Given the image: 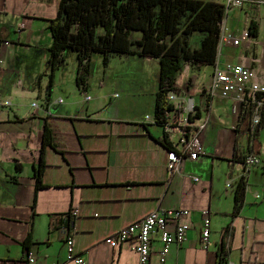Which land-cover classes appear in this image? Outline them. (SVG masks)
Returning <instances> with one entry per match:
<instances>
[{
  "label": "crops",
  "instance_id": "obj_1",
  "mask_svg": "<svg viewBox=\"0 0 264 264\" xmlns=\"http://www.w3.org/2000/svg\"><path fill=\"white\" fill-rule=\"evenodd\" d=\"M57 2L0 0V264H76L66 261V236L85 264H136L132 241L110 247L104 239L163 209L188 210L179 222L189 226L166 264H264V108L253 148L259 163L249 170L240 203L246 129L228 99L205 102L202 153L169 175L166 156L177 134L151 121L155 94L138 106L122 91L91 90L79 68L76 74L73 68L64 74L62 64L50 68L48 26ZM223 14L215 64L183 63L177 73L180 95L199 105L216 65L246 63L258 78L264 74V3L245 0ZM76 55L63 53V60ZM146 115L150 121L143 122ZM202 210L210 220L206 248Z\"/></svg>",
  "mask_w": 264,
  "mask_h": 264
},
{
  "label": "trees",
  "instance_id": "obj_2",
  "mask_svg": "<svg viewBox=\"0 0 264 264\" xmlns=\"http://www.w3.org/2000/svg\"><path fill=\"white\" fill-rule=\"evenodd\" d=\"M223 16L222 6L210 0H58L48 26L50 68L63 61L66 50L77 54L85 73L91 53L100 54L104 64L118 54L156 58L160 69L153 114L155 123L163 124L165 112L171 108L167 92L182 93L176 85L182 64H215ZM195 31L204 36L198 48H190L188 38ZM78 81L83 77L78 76ZM49 142L46 131L43 144ZM43 166L40 160L34 176L37 188L42 186ZM240 182L236 203L244 193ZM219 252L218 260H224V250Z\"/></svg>",
  "mask_w": 264,
  "mask_h": 264
},
{
  "label": "built area",
  "instance_id": "obj_3",
  "mask_svg": "<svg viewBox=\"0 0 264 264\" xmlns=\"http://www.w3.org/2000/svg\"><path fill=\"white\" fill-rule=\"evenodd\" d=\"M210 1L221 5L223 11L227 12L232 6H241L245 0ZM252 1L264 3V0ZM203 95V103L199 105L193 99H185L173 90H169L166 94L167 102L171 108L165 112V122L157 125L166 135L177 134L174 146L167 152L166 171L169 175L176 173L179 170V163L184 158L196 159L202 153L199 136L209 120L205 102L214 96H219L230 101L231 110L237 116L238 123H244L246 129L245 153L238 178L243 182L244 191H247L249 170L259 163V158L253 148L256 133L261 127L263 118L264 74L258 78L246 63L216 65L208 83L203 88ZM117 96L118 94L115 93L114 97ZM85 97L86 99L90 98L88 95ZM4 104H9V101H4ZM32 105L35 106L36 104L32 103ZM142 121H150L149 116L146 115ZM151 121L155 123L154 120ZM194 180L197 181L198 178H194ZM225 186L229 187L230 182H226ZM254 197L259 198V194L255 193ZM187 214L188 210L186 209H163L150 212L141 219L117 229L107 236L104 242L110 247H115L121 242L132 241L137 253L136 264H166L167 253L171 245H179L185 239L189 226L179 222V218ZM201 216L200 245L206 248L210 233L208 210H202ZM171 223H173V229L169 230L168 225ZM153 241L157 242V248L152 247ZM64 247L67 262L85 264L84 259L76 254L74 241L70 236L64 238ZM29 261L33 262L34 258L30 257Z\"/></svg>",
  "mask_w": 264,
  "mask_h": 264
},
{
  "label": "rangeland",
  "instance_id": "obj_4",
  "mask_svg": "<svg viewBox=\"0 0 264 264\" xmlns=\"http://www.w3.org/2000/svg\"><path fill=\"white\" fill-rule=\"evenodd\" d=\"M203 36V32H193L188 38L190 48H198ZM64 53L70 55L73 52L66 50ZM60 64L64 65V74L72 73V68L76 74L79 68L91 90L122 91L128 95V101H136L138 106H143L142 101H146L158 89L160 65L156 58L148 60L136 54H118L111 55L104 64L100 54L91 53L86 63L87 73L78 66L77 55L73 58L67 56ZM198 98L196 96L195 100L199 101Z\"/></svg>",
  "mask_w": 264,
  "mask_h": 264
}]
</instances>
